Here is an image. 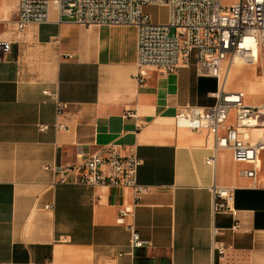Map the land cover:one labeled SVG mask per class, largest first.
<instances>
[{
	"label": "crops",
	"instance_id": "0c3cea01",
	"mask_svg": "<svg viewBox=\"0 0 264 264\" xmlns=\"http://www.w3.org/2000/svg\"><path fill=\"white\" fill-rule=\"evenodd\" d=\"M17 2L0 0V39L10 42L0 59V264H264V151L253 182L240 175L250 165L229 149L205 163L214 147L206 130L174 124L180 106L212 105L218 88L197 73L194 55L172 72L150 68L139 84L134 27L59 20L50 5L47 22L18 32ZM256 68L233 63L225 90L243 91L248 105L263 102L264 84L253 102L249 86L233 78ZM56 102L66 105L59 117ZM105 145H134L137 181L151 187L125 223L117 214L132 206L130 189L56 182L54 169ZM212 185L233 190L237 229L231 215L213 214ZM127 222L139 247L130 246ZM213 226L227 246L222 258L213 252Z\"/></svg>",
	"mask_w": 264,
	"mask_h": 264
},
{
	"label": "built area",
	"instance_id": "2783aa9c",
	"mask_svg": "<svg viewBox=\"0 0 264 264\" xmlns=\"http://www.w3.org/2000/svg\"><path fill=\"white\" fill-rule=\"evenodd\" d=\"M59 15L83 26H132L136 29V73L139 84L146 80L150 68L168 73L195 58L199 75L210 76L218 83L210 92L214 101L209 106L185 104L173 116L177 128L206 130L213 138V154L205 159L214 165L216 151L229 149L236 162L249 164L240 175L256 181L260 154L264 151V101L256 105L244 102L243 91L225 90L228 70L233 63L259 67L264 84V0H18L15 29L21 32L30 23L49 20V7ZM162 8L163 14L154 19L146 10ZM10 52V42L0 39V59ZM225 63V66H223ZM47 93V92H44ZM66 105L56 102V116L65 113ZM230 113L233 123L227 124ZM125 116H134L126 111ZM56 130L64 129L55 123ZM40 132L47 124H38ZM134 145L99 147L80 162L54 169L59 184L124 187L132 192V206L118 211L117 222L132 218V208L151 187L137 181L140 165ZM212 212L227 213L234 218L231 228L237 229L238 210L234 208L233 190L212 185ZM50 207L46 205L45 208ZM130 246L139 247L141 240L132 222L126 223ZM219 228L212 227L214 255L222 258L227 246L215 239ZM51 264V263H46Z\"/></svg>",
	"mask_w": 264,
	"mask_h": 264
},
{
	"label": "rangeland",
	"instance_id": "374dc122",
	"mask_svg": "<svg viewBox=\"0 0 264 264\" xmlns=\"http://www.w3.org/2000/svg\"><path fill=\"white\" fill-rule=\"evenodd\" d=\"M223 2L224 3H231V2H233V0H223ZM146 10L151 14V16L154 19H156L158 17V14L161 15L164 12V10L162 8H156V7H152V6L147 7ZM241 64L243 66H245V68L252 69V70H254V67H256V65H254V64H245V63L244 64L241 63ZM233 78L237 81L242 78L243 82L249 86V89H250L249 98L251 100H253V102L262 100L263 81H262V77H261L259 67L256 68V71L252 72V76L250 78H244L241 76V74L235 75Z\"/></svg>",
	"mask_w": 264,
	"mask_h": 264
},
{
	"label": "bare ground",
	"instance_id": "6f19581e",
	"mask_svg": "<svg viewBox=\"0 0 264 264\" xmlns=\"http://www.w3.org/2000/svg\"><path fill=\"white\" fill-rule=\"evenodd\" d=\"M236 64L239 65V64H241V62H237Z\"/></svg>",
	"mask_w": 264,
	"mask_h": 264
}]
</instances>
